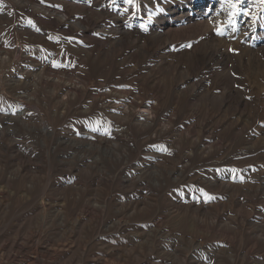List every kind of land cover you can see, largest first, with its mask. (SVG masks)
I'll list each match as a JSON object with an SVG mask.
<instances>
[{
	"label": "rangeland",
	"instance_id": "obj_1",
	"mask_svg": "<svg viewBox=\"0 0 264 264\" xmlns=\"http://www.w3.org/2000/svg\"><path fill=\"white\" fill-rule=\"evenodd\" d=\"M233 3L0 0V264H264V0Z\"/></svg>",
	"mask_w": 264,
	"mask_h": 264
},
{
	"label": "snow or ice",
	"instance_id": "obj_2",
	"mask_svg": "<svg viewBox=\"0 0 264 264\" xmlns=\"http://www.w3.org/2000/svg\"><path fill=\"white\" fill-rule=\"evenodd\" d=\"M243 0H236V3H233L231 4V6L234 8V9H238V6L240 3H242ZM125 3L129 4V5H133L134 4V0H125ZM229 3H231V0H229ZM237 13H233V16L236 15ZM235 21L234 20H230L229 21V24L231 25H234ZM145 31H147V29L145 28ZM217 35H223V29H217ZM232 51H235V50H232ZM235 171V170H233ZM204 195L207 197V200H212L214 199V197H212L210 194L208 193H204ZM207 202V201H206Z\"/></svg>",
	"mask_w": 264,
	"mask_h": 264
}]
</instances>
